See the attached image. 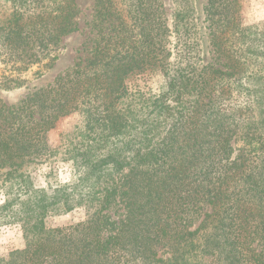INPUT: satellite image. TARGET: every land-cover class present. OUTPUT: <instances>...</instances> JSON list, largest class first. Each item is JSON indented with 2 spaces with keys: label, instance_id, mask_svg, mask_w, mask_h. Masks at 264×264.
Wrapping results in <instances>:
<instances>
[{
  "label": "trees",
  "instance_id": "trees-1",
  "mask_svg": "<svg viewBox=\"0 0 264 264\" xmlns=\"http://www.w3.org/2000/svg\"><path fill=\"white\" fill-rule=\"evenodd\" d=\"M239 1L94 0L90 59L0 97V227L26 243L0 264H264V25L241 27ZM83 16L80 0H0V90L54 63ZM154 68L165 91L131 88ZM71 115L74 183L44 187L19 169ZM76 209L84 222L47 227Z\"/></svg>",
  "mask_w": 264,
  "mask_h": 264
},
{
  "label": "rangeland",
  "instance_id": "rangeland-1",
  "mask_svg": "<svg viewBox=\"0 0 264 264\" xmlns=\"http://www.w3.org/2000/svg\"><path fill=\"white\" fill-rule=\"evenodd\" d=\"M167 2V12L172 11L171 0ZM202 11L206 0H196ZM82 17L80 32L74 33L63 39L61 46L53 53L57 56L54 63L48 60L42 64L33 66L29 71L22 73L20 77L27 81L24 87L6 92L0 90V97L8 104H16L27 95L51 85L57 76L72 70L78 63L85 64L91 57L92 39L95 35L91 29L93 21L94 0H80ZM241 27L264 25V0H240L237 6ZM206 26V25H205ZM206 37V35H205ZM208 48V44L206 45ZM209 49L207 50L208 53ZM212 55H207L211 57ZM82 64V65H83ZM1 69L5 66L0 64ZM1 71V70H0ZM135 85V86H134ZM133 89L143 88L160 93L166 90L167 82L160 69H150L146 73L131 80ZM83 131V121L79 115H71L60 119L47 137L49 152L46 157L35 161H27L19 170L29 171L36 175L42 186L48 182L59 181L62 184L74 183V172L67 160V151L80 138ZM9 171V170H6ZM4 171L3 173H6ZM54 173H51L53 172ZM52 174V175H51ZM4 197L0 191V203ZM86 214L83 209H76L67 213L50 215L46 219L48 228L65 227L84 222ZM23 228L19 224L0 227V262L9 261L10 254L25 248Z\"/></svg>",
  "mask_w": 264,
  "mask_h": 264
}]
</instances>
